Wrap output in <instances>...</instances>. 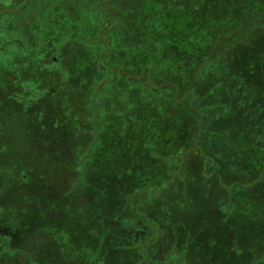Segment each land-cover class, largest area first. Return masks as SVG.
<instances>
[{"label":"rangeland","instance_id":"obj_1","mask_svg":"<svg viewBox=\"0 0 264 264\" xmlns=\"http://www.w3.org/2000/svg\"><path fill=\"white\" fill-rule=\"evenodd\" d=\"M255 1L234 0V3L230 4V10L232 12L236 10L239 13L247 4ZM89 2V0H34L26 8L20 10L21 0H3L0 2V14L3 15L5 11L10 12L13 11L12 9H18L14 17L0 18V38L17 33L21 41L24 37L34 35L36 42L46 44L45 48L49 49L51 41L53 43L54 41L50 37L46 40V31L53 30V34L60 35L56 37L55 41L63 37L61 41L64 46H52L51 50L56 56L63 59L70 51L69 45H71L68 39L69 35L67 36L63 31L72 32L76 36L83 37L85 35L87 38L85 42L89 40V43L81 42L85 46L82 51L89 52L93 45L91 37H96V35L99 37L101 33L94 28L97 23ZM97 13L99 15L100 11ZM134 22L135 26L141 24L136 20ZM73 23L76 26L75 29L71 26ZM229 25L226 24L222 28L226 31L224 35L226 39L219 41L221 47H219L218 57L234 67L242 68V72L248 74L247 69L253 64L251 59L242 55L244 52L254 49L256 40H253L252 37L256 30L250 29L249 33L245 34L242 32L243 29L234 30L235 27ZM211 27L207 26L202 29L197 26L191 32L192 41L180 40L183 42L180 45L189 50L186 57L191 65V73L196 76L194 69L202 61V68L210 64L207 72H210L209 78L216 89L215 94L224 90L231 95L230 97L243 96L245 90L241 93H237L235 90L237 87H243L246 83L238 74V69L237 73H228V66L224 62L212 64V61H205L202 56L205 49L210 46L207 45V42H210L214 37V35L210 37L214 30ZM178 28L175 26L174 29ZM258 31L256 32L257 37L263 30ZM150 35L147 32L144 34L142 44L146 45L145 47L148 45L147 41ZM101 37L103 36L101 35ZM167 41L165 34L162 42L168 44ZM36 44H31L29 40L23 41L22 45L13 44L15 48L11 49H15L14 51L18 55L20 54V57L24 55L19 59L21 65L33 62L34 66V62H37L38 46L40 45ZM158 45L160 50H164L162 43ZM249 46L251 49L248 48ZM262 52L264 54V49ZM87 55L88 53L86 56L73 57L70 54L62 62V68L60 66L56 68L57 71L64 68L66 76L60 79L63 81V85H67L63 86L65 92L75 98V104H69L71 110L68 112L59 111V114L53 115L52 118L51 115L46 114L50 108L56 107L55 93L47 94L46 101L41 99L42 102L30 106L27 103L20 104V106L6 105L8 107L5 106V103L0 104V123L9 130L5 134L0 126V171L6 165H10L8 157H12L16 162L14 165L17 167L14 170L21 172V168L23 171L33 172L32 178L20 186L4 189L0 183V226L3 231V234L0 232V236H6L4 233L10 230L6 224L10 219L15 224L22 221L33 224L38 221L52 222L60 226L59 229L63 233L67 231L63 236H76V242L81 241V244L87 238L86 236H98L97 239L100 240L98 243L102 245L101 247L96 249L80 248L79 253L90 258L91 261L94 260V264H115L114 256L116 254H112V246H106L104 240L106 236H120L118 230L121 228L111 226L110 220L107 222L106 219L112 218L114 208L120 202L119 197L122 198V194H126L131 197V202H133L134 196H137L136 205L151 214L152 218L157 217V224L153 223L154 228L159 225L158 219L163 225L159 235L152 236L153 239L160 237V239L152 241L161 251L157 253L159 256L156 259L162 260V255H164L166 261L171 255L172 246L175 245V249L179 252L173 251L172 254L175 253L177 256L173 264H264V200L248 197L249 194L252 196V193L248 192L254 190L253 186L243 190L242 187L233 185L235 182H252L259 175V166L264 164V150L261 149L259 154H242L233 157L228 151L223 153L218 149L214 151L211 149V134L214 132L208 129L209 125H206L203 143L211 150L212 156L210 153L208 156L213 159L217 156H224L226 160L219 161L218 168L213 165V161H209V165L205 162L206 158L202 161V155L194 152L201 141L195 133L190 134L191 129L189 131L188 129L182 130V155H176L179 151L175 145L179 144L177 143L180 139L178 132H180L179 128L184 112L179 113L180 109L177 108L180 106L177 102L168 105L166 98L169 96L158 91L160 90L159 86L168 85L169 81L166 82L164 80L166 78L163 76L165 71L161 68L150 69L149 75H144L143 79L133 75L131 82L128 80L130 77L126 78L127 80L118 78L114 82L113 91L106 88L99 94L95 91L92 92L95 83L89 74L91 69ZM55 67L52 69L55 70ZM5 70L7 72H3ZM8 71V67L0 68V80L5 74L10 73ZM31 71L33 76L42 75L43 86L40 89L42 92L47 88L46 84L52 87L56 82H61L55 76L56 73H50V69H45L41 64ZM67 74L69 78H66ZM156 78L158 79L156 80ZM48 79L50 80L47 81ZM136 80L139 82H134ZM104 81L103 79L98 80L96 84ZM57 85L58 83L55 84L56 87ZM126 85L130 88L125 87ZM208 86L204 85L201 89L202 96L203 94L210 95L208 93L211 86ZM42 92L39 91V95ZM20 93L22 94L21 91ZM45 93L41 95L42 98ZM189 93V98H191L193 92L189 90ZM95 96L98 98L100 110H97V114L92 111V122L90 120L89 122L93 129L91 137L96 140V148L91 157L96 166L92 164L89 171L85 172L86 177L91 175V179L94 176L98 178V181L105 180L107 183L105 194L98 185L92 184L93 187L80 185L71 188L70 182L71 170L75 164L72 158L79 155L81 157L87 153L88 147L83 150L85 143L82 136L84 133L82 134L80 130L87 128L84 124H87L86 119L90 117V114L86 108L89 101L95 100ZM150 97L155 99L151 100ZM86 99L88 100L86 101ZM111 102L117 104L118 107H115ZM66 107L68 106H65V109ZM118 108L119 110H117ZM241 110L240 108L239 112ZM239 112L233 111L228 117L230 123L240 121L244 111L241 114H238ZM4 113L7 114L5 119L1 117ZM218 118L215 117L214 122L212 120L215 130ZM160 120H164L163 124L165 122L169 127L158 125L157 121ZM160 123L162 124V122ZM221 123L223 125L225 122L221 121ZM225 125H223L224 130H226ZM98 129L100 132H96ZM69 132L78 138L74 141V144L78 146L77 154L71 153L67 149V145L70 144ZM171 135L176 136L175 140L168 144L162 142ZM218 137L219 140L214 139L216 145H226L232 139L225 134ZM110 140L112 142H109ZM12 159L10 161L14 163ZM226 161L228 162L226 163ZM228 163L229 165H227ZM213 169L216 170L212 172ZM144 187L145 190L151 188L153 191L147 192L143 189ZM131 188L133 191L129 192ZM8 194L9 199L6 198ZM127 199L129 197H126ZM3 217H6V222ZM168 224L172 231L166 233L164 228H169ZM173 225L174 227L171 228ZM36 229L38 228L36 227ZM144 229L145 226H143ZM141 230L139 228L136 231L139 234L137 239H141V234H144ZM182 231L188 232L190 235L183 236L186 233ZM40 233L39 238L44 236L41 239H47L48 231H40ZM163 240L165 245H163ZM180 251L185 254L182 255ZM58 258L59 256H54V259ZM1 260L2 258H0V262ZM84 263L89 264V262ZM84 263L82 262V264Z\"/></svg>","mask_w":264,"mask_h":264},{"label":"trees","instance_id":"obj_2","mask_svg":"<svg viewBox=\"0 0 264 264\" xmlns=\"http://www.w3.org/2000/svg\"><path fill=\"white\" fill-rule=\"evenodd\" d=\"M33 1L34 0H30L29 3ZM89 1L95 22L97 23L94 28L101 32L99 37L97 35L96 37H91V43L94 46L92 45L89 52L82 51L85 46L82 45L81 42H85L87 39L85 35L83 37L76 36L72 34V32L63 31L67 36L69 35L68 39L71 43V45H69L70 51L66 53L63 59H60V57L56 56L54 51L51 50L52 46H64L61 41L63 37L55 41L56 37L60 35L56 32V34H53V30L50 32L46 31V40L50 37L51 40L54 41V43L51 41V47L49 49L45 48L46 44L39 41L36 42L34 35L24 37L21 41L17 33H12L11 35L4 36L5 38H0V68L6 69L8 67V72H10L9 74H5L2 80H0V98L2 101L0 104L5 103V106H20V104L27 103V105L30 106L31 104L42 102L41 99L46 101L47 94L55 93L54 102L56 103V107L53 106L50 108L46 114L51 115L50 117L52 118L53 115L59 114V111L65 110L68 112V110H71L69 104H75V98L73 95L65 92L64 87L67 85H63V81L60 79L66 76L64 68L60 71H57L56 68L57 66L62 68V62L69 57L70 54H72L73 57H77L79 55L86 56L88 53L87 56L89 58L87 60L91 69L89 74L96 85H94L92 92L95 91L99 94L106 88L113 91L114 82L118 78L126 79L130 77L128 80L131 82V77L133 75L143 79L144 75H149L150 69L155 70L161 68L165 71L163 72V76L166 78L164 79L166 82L169 81L168 85L159 86L160 90L158 91L164 92L169 96V98H166L168 100L166 101L168 105L177 102L180 106L177 108L178 110L180 109L179 113L184 112L181 118L180 132H178L180 139L177 143L179 144L177 146L175 145L179 151L176 155H182V130L186 131L188 129L189 131L191 129L190 134L195 133L196 136H199L201 141V144L196 146L194 152L202 155V161L206 158L205 162L207 165H209V161H213V165L217 167L218 163H220L219 161L226 160L224 156H217L214 159L208 156L209 153L211 154V150L203 143V139L206 135V125H209L208 129L214 132V134H211V149H214V151L217 149L220 150L221 153L228 151L230 156L233 157L236 155L241 156L242 154H259L261 149L264 150V54L263 52L261 53L264 49V0H256L254 3L247 4L239 13L236 12V10L233 12L230 10V4L234 3V0ZM0 2H3V0H0ZM94 6H97L96 9ZM97 11H100L99 15ZM14 14L15 12L13 11H5L3 15L0 14V18H4L5 16L14 17ZM73 14L75 15V12ZM134 20L141 24L135 26ZM100 23H102V25H100ZM226 24L233 25L235 27L234 30L243 29L242 32L245 34L249 33L248 30L250 29L256 30L252 37L253 40H256V45L254 44L253 47L254 49L250 52L243 51L244 53L242 55L249 60L251 59L253 64L247 69L248 74L242 72V68H237V66L234 67L218 57L219 47H221L219 41L226 39L224 36L226 31L222 29ZM71 26L74 29L76 27L74 23L71 24ZM175 26L179 28L175 30ZM197 26L202 27V29L207 28V26H213L211 28L214 30L210 34V37L213 35L214 37L210 42H207V45L210 46L205 49L202 56L205 58V61H212V64L216 62L220 63L221 61L224 62V64L228 66V73H237L238 69V74H240L242 80L246 83L243 87H237L235 90L237 93H241L245 90L243 96L230 97L231 95L224 90L215 94L216 89L213 86V82L211 83L212 80L210 81L209 78L210 72H207V68L210 64L202 68L203 61L196 67L197 69H194L196 72V74L195 72L194 74L196 76L192 75L191 65L186 57L189 50L185 46L180 45L183 43L180 40H186L187 42L192 41L190 38L192 36L191 32L193 31L192 29H196ZM159 27H162V29H159ZM13 28L15 27L13 26ZM258 30L263 31H260L261 34H258L259 36L257 37L256 32ZM145 32L151 34L147 41V47L142 44ZM165 34L168 39V44L162 42ZM101 35L103 37H101ZM245 37L247 38V35ZM103 38H105V40H103ZM28 40L31 41V44L38 43L36 45H40L38 46V59H36L37 62H34V66L32 65L33 62L21 65L19 59L24 55L20 57V54L18 55V53L14 51L15 49H11L15 48L14 45H22L23 41L26 42ZM159 43L164 45V50L159 49ZM251 43L252 41L250 44ZM248 48L251 49L250 46ZM23 49H25V46H23ZM40 64L42 67H45V69H50V73H56L55 76L61 80V82H56L58 83V88L55 86V83L52 87L46 84L47 88H45L43 92L40 90L43 86L42 75L33 76L31 71L39 67ZM53 67H55V70L52 69ZM3 72H7V70ZM66 78H69L68 74ZM3 79H5L4 82ZM38 79L41 81L39 82ZM101 79L105 81L97 85L96 82ZM157 79L158 78H156V80ZM49 80L50 79L47 81ZM134 82L137 83L139 81L136 80ZM204 85H209L208 87L211 86L210 92L208 93L210 95L206 96L203 94L202 96L201 89ZM125 87L128 89L130 88L128 85ZM189 90L193 92L191 98H189ZM17 91H21L22 94H19ZM23 91L29 94L23 93ZM39 91L42 92L40 95ZM43 93H45V96L42 98L41 95ZM94 98V101L88 102L86 108L90 114V117L86 119L88 121H86L87 124H84L87 128L85 127L80 130L82 134L84 133L82 136L85 143L83 145V150L88 147L87 153H84L81 157L79 155L72 158L75 164L71 170L72 175L70 177V182L71 188L80 185L84 187H93L92 184L98 185L103 194H105L104 191L107 189L105 180L101 179L98 181V178H95L93 175V179H91V175L86 177L85 172L86 170L89 171L92 164L96 166L95 162L91 160L94 149L96 148V140L91 137L93 135V129L91 128L89 120L92 122L91 118L93 116L91 117V113L93 111L94 114H97V110H100V105L98 104L97 96ZM150 98L151 100L155 99L154 97ZM87 100L88 99H86V101ZM111 103L115 107H118L117 104ZM65 106L68 107L65 109ZM240 108L242 109L241 112H239ZM117 110H119V108ZM233 111L239 112L238 114L244 111V115L240 121L230 123L228 117ZM5 116H7L6 113L1 117L5 119ZM215 117H219L216 121L217 123H215L217 127L216 130L213 128L214 124L212 125V120L214 122ZM63 121L66 120L63 119ZM163 121L164 120L157 121V124L161 127H169L167 123L164 122L163 124ZM221 121L225 122L223 125L226 124V130H224ZM1 122L3 123V121ZM160 122H162V124ZM0 126L5 134L9 132L1 123ZM103 126L106 125L103 124ZM111 129L113 130V128ZM97 131L100 132L99 129L96 130V132ZM221 134L228 135L229 138H232L231 141L226 145H216L214 139L219 140L220 138L218 136ZM68 135L70 144L67 145V149L69 152L77 154L79 152L78 146L74 144V141L76 139L78 140V138H75L72 132H69ZM175 138L176 136L171 135L170 137H166L162 142L168 144L175 140ZM109 142H112V140ZM148 150L151 151L150 149ZM104 155L107 156V154ZM11 159L12 157H8L10 165H6L2 168V171H0V183H2L4 189L20 186L23 182L29 181L33 174L30 170L23 171L21 168V172L14 170V168H17L16 165H14L16 162L12 159L14 163H11ZM227 162L228 161H226V163ZM227 165H229V163ZM215 170L216 169H213L212 172ZM258 173L259 175L255 177L252 182H235L233 185L242 187L241 189L243 190H245L246 187L249 189V187L253 186L254 190L248 192L252 193V196L249 194L248 197H254L256 200H264V164L259 166ZM143 189L145 190V187ZM131 191H133L132 188L129 192ZM145 191L152 192L153 190L149 188ZM126 197H129V199L126 200ZM136 197L137 196H134L133 202H131L130 196L122 194L123 199L119 197L120 202L116 204L112 218L106 219L107 222L110 220L111 226H119V228H121L118 230L120 236H106L104 240L106 246H112V254H116L114 256L115 264H173L177 256L175 253H172L173 251H178L175 249V245L172 246L171 255L170 257L168 256L166 261L164 255H162V260L156 259L159 256L157 253L161 251L155 242L153 243L152 241L158 240L160 237L153 239L152 236H158L163 225L158 219L159 225L154 228L153 223L156 222L157 224V217L155 216L152 218L153 216L147 213L146 210L139 208L135 202L137 199ZM6 198H10L9 194ZM93 212L95 213V211ZM10 215H12V213H10ZM14 218L15 216L13 215V219ZM5 219L6 217H3L4 222H6ZM121 220L122 222H120ZM8 223L6 222L10 230L4 233L6 236H0V258H2L0 264H82V262L94 264V260H92V262L90 258L82 256L79 250L80 248L96 249L102 246L98 243V241H100L97 239L98 236H86L87 238L83 240V244H81V241L76 242V236H63L67 231L63 233V231L59 229L60 226L52 222L38 221L33 224L22 221L15 224V222H12V219H10ZM143 226H145L144 230ZM36 227L38 229H36ZM172 227H174V225L171 226V228ZM139 228H141V232L144 233L141 234V239H137L139 234H137L136 231L139 230ZM40 231H48L47 239H41L44 236L38 237L41 235ZM164 231L169 233L172 229H170V227L164 228ZM184 233H186V235L183 234V236L190 235L188 232ZM164 237L166 238V236ZM163 243V245H165L164 240ZM178 248L180 249L179 246ZM87 253L90 254L89 252ZM181 254L184 255L185 253L183 252ZM54 256H59V258L54 259ZM85 259L87 260L85 261Z\"/></svg>","mask_w":264,"mask_h":264},{"label":"flooded vegetation","instance_id":"obj_3","mask_svg":"<svg viewBox=\"0 0 264 264\" xmlns=\"http://www.w3.org/2000/svg\"><path fill=\"white\" fill-rule=\"evenodd\" d=\"M29 1L30 0H21L20 6H19L20 7V10L23 9V8H25L29 4ZM17 9L18 8L12 9V10H13V12H16ZM0 229H1L0 232L3 234V231H2V227L1 226H0Z\"/></svg>","mask_w":264,"mask_h":264}]
</instances>
